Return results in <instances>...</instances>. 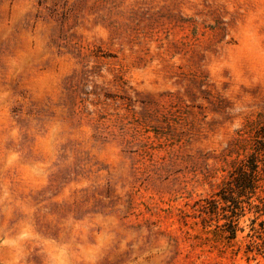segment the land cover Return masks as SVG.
<instances>
[{"label": "rangeland", "instance_id": "374dc122", "mask_svg": "<svg viewBox=\"0 0 264 264\" xmlns=\"http://www.w3.org/2000/svg\"><path fill=\"white\" fill-rule=\"evenodd\" d=\"M262 125L264 0H0V264H264Z\"/></svg>", "mask_w": 264, "mask_h": 264}, {"label": "trees", "instance_id": "16d2710c", "mask_svg": "<svg viewBox=\"0 0 264 264\" xmlns=\"http://www.w3.org/2000/svg\"><path fill=\"white\" fill-rule=\"evenodd\" d=\"M256 137L252 152L237 164L216 197L204 200L205 204L201 207L202 212L211 215H219L220 212L224 214V219L228 220L231 239L236 238L239 218L246 211L244 204L252 207L251 199L264 180V125L260 127Z\"/></svg>", "mask_w": 264, "mask_h": 264}]
</instances>
